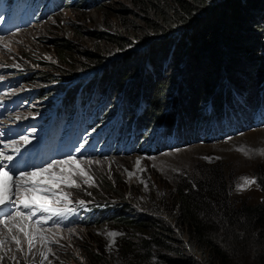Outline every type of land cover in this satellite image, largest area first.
<instances>
[{
  "label": "trees",
  "instance_id": "trees-1",
  "mask_svg": "<svg viewBox=\"0 0 264 264\" xmlns=\"http://www.w3.org/2000/svg\"><path fill=\"white\" fill-rule=\"evenodd\" d=\"M140 4L144 26L133 38L119 32L96 35L120 50L134 45L132 51L106 64L97 53H87L92 64L102 68L77 81L78 74L67 78L46 97L74 83L65 95V110L74 109L75 103L100 108L102 117L115 116L120 128L134 124L141 144L161 135L156 149L144 154L167 150L165 143L171 142L172 135L183 145L216 139L208 138L209 131L222 138L230 131L223 127L229 119H248L245 125H236L240 130L249 125L259 99L255 84L264 78L260 36L264 0H145ZM54 46L59 60L70 63L72 45L60 39ZM222 80L224 87L220 88ZM248 86L254 93L243 94L239 109L231 99L223 103L231 91L237 95L241 89L247 92ZM44 98L38 95L34 101ZM206 99L207 114H203ZM112 102L115 106L109 110ZM260 102L259 115L264 114V100ZM257 182L264 194V175ZM169 200L176 206L174 221L184 229L185 238L166 250L164 240L170 229L154 219L132 218L125 212L130 206L122 208L124 203L111 214L107 211L112 206L94 209L95 223L109 217L107 221L132 226L139 233V243L123 239L120 257L125 264H264V198L257 204L236 205L224 179L205 174L175 187ZM151 244L157 246L155 260Z\"/></svg>",
  "mask_w": 264,
  "mask_h": 264
},
{
  "label": "rangeland",
  "instance_id": "rangeland-1",
  "mask_svg": "<svg viewBox=\"0 0 264 264\" xmlns=\"http://www.w3.org/2000/svg\"><path fill=\"white\" fill-rule=\"evenodd\" d=\"M92 1L85 0L80 4V0H65L63 8L46 18L29 27L0 35V102L8 101L25 90H32L37 96L45 95V100L53 96L46 97L51 89L67 78L78 74L79 79L85 73L102 68L101 65L92 64L86 57L87 53H97L106 64L134 49V45H131L120 50L96 35L119 32L133 38L134 33L140 32L144 26L143 13L138 5L145 0H99L94 4ZM261 22L264 26V15ZM260 36L264 40L263 31H260ZM60 39L67 40L74 48L70 63L59 60L54 44ZM14 79L18 81V87L10 90L2 87L4 81ZM242 79L246 80V76L243 75ZM263 79L255 84L259 97L256 105L264 100ZM220 83V88H223V80ZM248 92L254 93L249 86L247 92L241 89L237 95L231 91L226 102L222 101L228 103L232 100L233 106L239 109L244 100L243 94L247 95ZM249 97L251 99V95ZM44 100H31L28 106L19 105L17 110L26 112L19 115L0 107V153L13 157L24 155L27 160L24 167L17 168L16 172L31 171L34 166L68 156L55 154L41 158L42 152L33 144V136L26 133L3 139L2 130L29 123L35 113H40L36 109ZM206 101L201 109L203 114H207ZM259 114L260 111H254L250 118L256 119ZM246 122L248 119L245 118L238 122L229 119L226 124L223 123V127L234 130L236 125H245ZM186 135L188 138L191 136L189 133ZM22 136L28 137V143L21 139ZM15 148L20 151L16 152ZM72 157L78 160L91 179L77 174L73 178L78 186L62 185L54 189L58 194L61 190L69 194L70 202L61 201L59 207L83 206L92 218L70 224L55 221L51 224L48 220L40 226L47 242L37 235L32 246L11 223L7 226L0 224V241H3L0 243V264H125L124 257H120L123 239L139 243V233L132 226L107 221L109 217L95 223L96 215L91 212L92 209L112 206L113 209L107 211L111 214L119 210L120 203H124L122 208L130 206L125 212L132 218L150 217L170 229L163 249L175 247L185 238V234L184 229L174 221L176 206L169 200V195L175 187L203 178L205 174L222 177L236 205L257 204L264 198L257 182V178L264 175V124L247 126L232 135L210 141H190L186 145L154 154ZM2 163L7 165L8 161ZM54 171L59 174L60 169L55 168ZM76 171L78 173L79 170ZM244 178L255 182L246 183ZM17 205L18 194L12 198L11 204L0 205V220L15 215ZM19 210L28 211L23 208ZM41 215L49 214L37 213L33 220L39 219ZM13 236L20 239L19 246L12 239ZM151 245L154 246L152 260H155L157 246ZM42 252L46 253L47 259L41 256Z\"/></svg>",
  "mask_w": 264,
  "mask_h": 264
},
{
  "label": "snow or ice",
  "instance_id": "snow-or-ice-1",
  "mask_svg": "<svg viewBox=\"0 0 264 264\" xmlns=\"http://www.w3.org/2000/svg\"><path fill=\"white\" fill-rule=\"evenodd\" d=\"M21 139L28 143V137L22 136ZM14 150L20 151L19 148ZM76 151L80 149L77 148ZM3 161H13V156L0 153V205L11 204L12 198L17 194L19 205H17L18 210L15 215L6 216L0 220V224L7 226L11 223L18 232L24 234V239L29 246L34 244L37 235H40V239L46 243V237L42 235L40 226L53 217H62L66 211H69L59 207L61 201L70 202L69 194L62 190L58 194L54 189L61 188L62 185L65 187L78 186L73 178L77 174L89 180L91 177L87 176L78 160L71 155L65 159H54L42 166H34L31 171L21 170L18 177L15 176L13 167L3 164ZM55 168L60 169L59 174L54 171ZM76 170H79L78 173ZM244 179L249 184L255 182L248 178ZM20 208L28 211H20ZM37 213H48L49 215H41L39 219L33 220ZM12 239L18 246L20 245L21 241L18 237L13 236ZM41 256L47 259L46 253L42 252Z\"/></svg>",
  "mask_w": 264,
  "mask_h": 264
},
{
  "label": "bare ground",
  "instance_id": "bare-ground-1",
  "mask_svg": "<svg viewBox=\"0 0 264 264\" xmlns=\"http://www.w3.org/2000/svg\"><path fill=\"white\" fill-rule=\"evenodd\" d=\"M120 119V118H119Z\"/></svg>",
  "mask_w": 264,
  "mask_h": 264
}]
</instances>
